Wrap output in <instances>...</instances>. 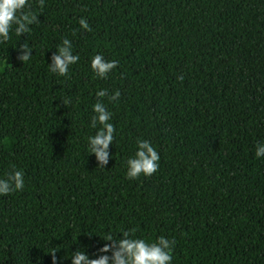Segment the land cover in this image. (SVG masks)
<instances>
[{"label":"trees","instance_id":"16d2710c","mask_svg":"<svg viewBox=\"0 0 264 264\" xmlns=\"http://www.w3.org/2000/svg\"><path fill=\"white\" fill-rule=\"evenodd\" d=\"M29 2L38 21L0 44V175L25 179L0 196V264L95 258L122 229L174 240L172 264H264V0ZM64 37L79 60L61 76L48 62ZM96 53L118 61L106 79ZM97 99L116 129L105 168L86 148ZM137 138L159 168L128 179Z\"/></svg>","mask_w":264,"mask_h":264},{"label":"clouds","instance_id":"9594fccd","mask_svg":"<svg viewBox=\"0 0 264 264\" xmlns=\"http://www.w3.org/2000/svg\"><path fill=\"white\" fill-rule=\"evenodd\" d=\"M36 3L42 8L45 0H36ZM38 19L29 0H0V44L10 39V33L14 32L16 36L29 33L30 25L36 23ZM79 25L84 30L91 31L85 18L79 19ZM14 48L18 49V60L24 63L31 59L33 48L29 43L24 42ZM56 49L57 52L52 56L51 63L48 62V67L52 73L64 76L69 72L70 65L77 63L79 54L73 53L72 42L67 37L62 38ZM117 64L118 61L107 60L101 53H96L90 59L92 72L102 79H106ZM107 94V89L96 92L98 98H103ZM119 96L120 92L116 90L108 99L115 101ZM69 102L63 101L65 105ZM92 112L89 127L95 129V132L87 137L86 148L88 154L95 155L97 167L105 168L110 159L109 145L113 144L116 129L111 122L112 112L103 100L97 99L92 105ZM255 157H264V143H257ZM159 161L160 156L153 143L148 139L137 138L136 151L126 160V177L136 179L141 174L151 176L158 170ZM24 185L23 170L11 165V171L0 175V196L22 191ZM119 233L122 234L121 237L110 231L102 236L104 241L110 243H104L99 248L101 254L95 258L81 250L70 253L71 264H172L174 240L160 235L154 242H149L137 236L135 229H122ZM55 252H51L53 264H59Z\"/></svg>","mask_w":264,"mask_h":264}]
</instances>
